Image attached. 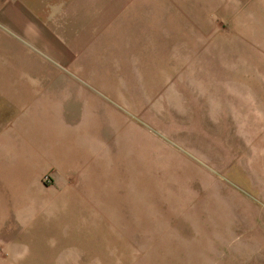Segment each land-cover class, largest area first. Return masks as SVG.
<instances>
[{
  "label": "rangeland",
  "instance_id": "374dc122",
  "mask_svg": "<svg viewBox=\"0 0 264 264\" xmlns=\"http://www.w3.org/2000/svg\"><path fill=\"white\" fill-rule=\"evenodd\" d=\"M182 2L174 8H183L185 20L168 13L164 21L159 10L156 19L147 14L138 30L134 26L141 37L131 48L167 72L160 85L153 83L168 86L152 94L163 109L141 110L139 122L171 121L166 128L189 137L188 154L144 153L145 182L134 190L137 157L120 153L118 166L109 163L119 169L110 177L108 221L94 220L93 230L83 232L65 229L62 220L54 237H30L31 253L22 264H264V155L257 153H264V0ZM163 56L170 60H154ZM123 80L134 86L137 78ZM163 93L171 100L163 101ZM68 211L72 224L77 213ZM10 255L0 252V264H16Z\"/></svg>",
  "mask_w": 264,
  "mask_h": 264
},
{
  "label": "crops",
  "instance_id": "0c3cea01",
  "mask_svg": "<svg viewBox=\"0 0 264 264\" xmlns=\"http://www.w3.org/2000/svg\"><path fill=\"white\" fill-rule=\"evenodd\" d=\"M178 6L182 0H0V238L6 247L0 252L11 253V262L26 263L30 237H54L62 220L65 229L83 232L93 230L94 220L108 221L110 177L119 169L109 163L118 166L120 153L137 157L134 190L145 182L144 153L188 154L189 137L173 133L171 121L139 122L141 110L163 109L152 94L168 86L153 83L167 72L131 48L141 37L134 26L138 30L147 14L156 19L159 10L166 21L168 13L183 15ZM124 78L137 81L133 86ZM31 153L39 155L28 161ZM69 209L77 213L72 224Z\"/></svg>",
  "mask_w": 264,
  "mask_h": 264
}]
</instances>
